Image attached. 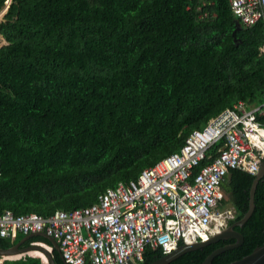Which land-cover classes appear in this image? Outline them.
I'll list each match as a JSON object with an SVG mask.
<instances>
[{
	"label": "trees",
	"instance_id": "16d2710c",
	"mask_svg": "<svg viewBox=\"0 0 264 264\" xmlns=\"http://www.w3.org/2000/svg\"><path fill=\"white\" fill-rule=\"evenodd\" d=\"M236 21L228 0H10L0 19V214L50 216L90 206L177 151L222 110L262 104L264 26L232 35ZM258 122L264 126V116ZM253 180L229 171L222 202L234 209L229 224L248 211ZM234 230L242 244L213 264L264 243V176L251 216ZM22 237L0 239V248ZM31 242L51 247L54 263L64 264L49 241L34 237L24 246ZM231 243L208 244L169 264H202ZM162 256L147 248L143 264ZM0 264L48 263L25 256Z\"/></svg>",
	"mask_w": 264,
	"mask_h": 264
},
{
	"label": "built area",
	"instance_id": "2783aa9c",
	"mask_svg": "<svg viewBox=\"0 0 264 264\" xmlns=\"http://www.w3.org/2000/svg\"><path fill=\"white\" fill-rule=\"evenodd\" d=\"M228 2L242 27L260 21L264 26V0ZM260 116L264 102L252 107L235 103L193 130L177 151L135 180L107 188L90 206L50 216L6 209L0 214V239L42 232L56 241L66 264H143L147 248L165 255L180 244L207 241L234 219V209L222 203L229 171L255 175L264 160ZM215 144L220 146L212 157L208 151Z\"/></svg>",
	"mask_w": 264,
	"mask_h": 264
},
{
	"label": "water",
	"instance_id": "95a60500",
	"mask_svg": "<svg viewBox=\"0 0 264 264\" xmlns=\"http://www.w3.org/2000/svg\"><path fill=\"white\" fill-rule=\"evenodd\" d=\"M235 24H236V29L232 35H234L236 31L241 29V25H240L239 21H236ZM263 176H264V160H262L260 162V168H259L258 172L254 175V180H253L251 188H250L248 211L244 214V216L239 221L234 222L232 224H229L227 228H225L221 232L213 235L207 241H204V242L198 241V242H195L192 244H180L175 250L171 251L168 254L163 255L161 258H159L156 261H153L149 264H169L171 261L175 260L176 258H178L179 256L183 255L186 252L204 247L208 244L217 243L221 240L234 239V243L226 244V245H223V246L213 250L204 259V261L202 263V264H213L212 260L218 254H220L221 252H224L226 250L233 249V248L240 246L243 242V236L239 232L234 230V227L235 226H241L251 216L253 209H254V193H255L256 185H257L258 180L260 178H262ZM34 237H42V238L46 239L47 241H49L50 244L52 245V247L59 253L60 258L62 259L61 254L59 252L58 244L56 243V241L53 238L45 235L42 232L30 233L28 235H25L15 245H13L9 248H5V249L0 248V257L9 258V257L17 256V255H20L23 253H28L31 251H39L41 254H43V256L45 257L48 264H55L53 261V258L51 256V253L49 251H47L44 247L37 245V244L36 245H29L26 247H21V245L24 242L31 240ZM62 261L64 264H66L63 259H62ZM228 264H264V243L260 246H257L256 248H254L253 251L251 253H249L248 255H245L242 258H240L236 261H233L231 263H228Z\"/></svg>",
	"mask_w": 264,
	"mask_h": 264
},
{
	"label": "crops",
	"instance_id": "0c3cea01",
	"mask_svg": "<svg viewBox=\"0 0 264 264\" xmlns=\"http://www.w3.org/2000/svg\"><path fill=\"white\" fill-rule=\"evenodd\" d=\"M5 12V11H4ZM3 12H2V14H1V17L0 18H2V16H3ZM2 39V38H1ZM3 40V39H2ZM18 235V234H17ZM23 235V234H22ZM25 235H23V237H24ZM22 237V238H23ZM21 238V239H22ZM15 239V238H14ZM14 239H8V240H10V241H13ZM20 239V240H21ZM19 240V241H20ZM28 241H31V240H28ZM28 241H26V242H28ZM26 242H24V243H26ZM18 243V242H17ZM24 243L21 245V247H26V246H24ZM40 245V246H42V247H44L47 251H49L50 253H51V247H49V246H47L46 244H44L43 242H31L29 245ZM15 245V244H14ZM29 245H27V246H29ZM52 246V245H51ZM34 252H37V253H40L39 251H31V252H28V253H23V254H20V255H17V256H13V257H9V258H4V257H0V263H2L4 260H18V259H20V258H22V257H25V256H31V257H39L40 259H41V261L43 262V263H48L47 261H46V259H45V257L43 256V254H41L42 255V257L44 258V260H43V258H41L40 256H36V255H34L33 253ZM52 256V255H51Z\"/></svg>",
	"mask_w": 264,
	"mask_h": 264
},
{
	"label": "rangeland",
	"instance_id": "374dc122",
	"mask_svg": "<svg viewBox=\"0 0 264 264\" xmlns=\"http://www.w3.org/2000/svg\"><path fill=\"white\" fill-rule=\"evenodd\" d=\"M1 44H4V41L0 38V45H1ZM225 199H226V198H225ZM224 207L228 209V208H231V205H230L229 203H227V204L224 205ZM33 254L36 255V256H38V255L35 254V253H33ZM41 258H42V256H41Z\"/></svg>",
	"mask_w": 264,
	"mask_h": 264
},
{
	"label": "bare ground",
	"instance_id": "6f19581e",
	"mask_svg": "<svg viewBox=\"0 0 264 264\" xmlns=\"http://www.w3.org/2000/svg\"><path fill=\"white\" fill-rule=\"evenodd\" d=\"M3 9V8H2ZM35 254H37L38 256H42L40 253H37V252H34ZM43 258V257H42ZM43 260H44V258H43Z\"/></svg>",
	"mask_w": 264,
	"mask_h": 264
},
{
	"label": "clouds",
	"instance_id": "9594fccd",
	"mask_svg": "<svg viewBox=\"0 0 264 264\" xmlns=\"http://www.w3.org/2000/svg\"><path fill=\"white\" fill-rule=\"evenodd\" d=\"M10 1V0H9ZM7 9V8H6ZM6 11V10H5ZM4 41V40H3ZM4 44H5V41H4ZM2 45V44H1Z\"/></svg>",
	"mask_w": 264,
	"mask_h": 264
}]
</instances>
